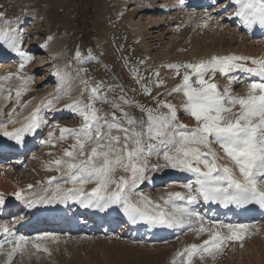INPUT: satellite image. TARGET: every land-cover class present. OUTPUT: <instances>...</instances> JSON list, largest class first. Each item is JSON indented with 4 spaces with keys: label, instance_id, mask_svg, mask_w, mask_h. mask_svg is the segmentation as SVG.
Returning a JSON list of instances; mask_svg holds the SVG:
<instances>
[{
    "label": "snow or ice",
    "instance_id": "snow-or-ice-1",
    "mask_svg": "<svg viewBox=\"0 0 264 264\" xmlns=\"http://www.w3.org/2000/svg\"><path fill=\"white\" fill-rule=\"evenodd\" d=\"M231 3L236 6L232 15L239 17L245 26L264 27V0H231ZM205 16L207 19L202 27H207V21L214 18L208 13ZM3 23L5 27L0 28V43L6 44L23 61L15 74L20 81L15 89L16 103L19 104V97L31 81L30 76H21L19 71L32 57L21 50L22 36L18 29L7 20ZM80 55L77 51V58ZM167 67L180 77L179 83L170 89L168 95L182 94L180 107L195 121L192 127L177 122L176 105L167 100H157L155 108L138 105L146 119L142 117L138 120L116 103L112 104L114 111L102 114L95 104L110 102L106 94L100 92L101 84L89 86L87 80H82L88 91L87 102L74 99L65 105L82 117V124L77 129H60L59 139L70 136L73 143L63 150L61 158L50 162L62 175L59 180L49 177L45 194L26 203L34 207L36 204L74 200L82 207H95L102 211L119 205L133 222L148 221L167 227L182 226L195 218L198 222L197 235L207 232L209 238L202 244L188 245L176 253L179 264H192L197 256L203 259L205 254L214 256L221 252L226 241H242L249 226L210 220L207 221L210 227L205 228V217L190 205L202 199L205 203H218L224 207H242L252 203L264 207V58L212 56L207 60ZM236 72L253 77L242 94H233L230 87L237 79L232 75ZM217 73L228 78L229 85L223 91L214 82ZM13 75L9 73L0 77V96L5 100L11 98L13 90L8 88V94L3 95L6 89L3 82L11 80ZM155 75L159 77L158 72ZM143 79L137 78V83ZM162 84L163 81H157V87ZM150 91L144 86L145 94H150ZM119 99L125 105L132 103L123 96ZM52 106L51 100L38 105L26 117V123L12 130L7 127V123L15 124L11 119L12 112H9L7 123L0 122V136L21 143L26 134L34 133L41 127V107ZM48 136L44 143L52 144L53 132L50 131ZM213 145L220 149L222 156ZM161 152L167 166L193 174L194 180L180 185L184 192L167 193L163 206L153 204L146 196H140L133 202L128 193L146 178L149 158ZM222 159L228 162L220 163ZM152 167L155 169L158 166ZM118 170L127 173V176L117 178L115 173ZM61 180L63 183L59 182ZM64 184L72 187L65 188ZM88 184L95 186L86 190L85 185ZM49 192L51 195H48ZM14 195L18 201L24 199L22 191H16ZM4 203L5 199L0 195V205ZM188 227L189 231L193 230L191 223ZM219 229H227V234ZM0 231L8 233L10 228L0 224ZM26 241L24 236L9 241L12 247L5 253L9 261ZM2 247L0 245V249ZM34 247L39 249V245ZM172 264H177L176 258Z\"/></svg>",
    "mask_w": 264,
    "mask_h": 264
},
{
    "label": "rangeland",
    "instance_id": "rangeland-1",
    "mask_svg": "<svg viewBox=\"0 0 264 264\" xmlns=\"http://www.w3.org/2000/svg\"><path fill=\"white\" fill-rule=\"evenodd\" d=\"M160 1L0 0V14H3L0 16V23L4 25L3 21H9L11 26L19 30L22 39L28 41L26 47H32L27 54L32 57L31 61L19 71V75L31 77L27 90L19 97L20 103H16L17 98L13 91L8 100L1 96L0 103L3 106L7 101L6 107H13V114L20 111L28 100L37 98L48 91L56 92L51 90L56 88L61 90V93L57 92L60 96L56 102L62 99L65 107L69 100L80 99L82 90L83 93L86 92L81 81L87 80L89 86L101 84L100 92L106 94L110 102L95 104L102 114L114 111L112 104L116 103L138 120L142 117L146 119L138 105L155 108L157 100H167L176 105L177 122L193 126L195 121L180 107L182 94L168 95L170 89L179 83L180 77L175 76L174 71L167 65L207 60L212 56L232 55L235 51L249 53L246 49L249 47L248 41L241 46L242 38L236 36L238 31L235 33L225 30V21L221 19L223 10L210 13L214 18L207 21V27L201 25L207 19L205 13L209 12L208 8L199 11L196 9L200 8L185 10L186 12L184 11V14L176 20L173 17L176 11L169 8L168 11H170L162 16L161 20H157L159 16L155 17L156 20L154 16H147L144 11L146 6H154ZM6 48L8 49L7 45ZM54 51L57 53L52 55ZM77 51L81 54L79 58L76 56ZM41 56H45L49 63L39 69L38 64L42 62ZM18 69L19 66H15L9 58L0 61V77L9 73L15 75ZM61 72H63L62 76L56 75ZM157 72L159 77L155 75ZM139 77L144 79L137 83ZM220 77L221 75L217 73L214 81L216 84ZM158 80L163 81L159 87H157ZM226 80L223 83L224 88L229 85V81ZM5 82L10 83L7 89L12 90L20 84L15 76ZM236 82L237 80L230 87L233 93L240 94V88L236 86ZM144 86L151 90L150 94H145ZM6 94H8L7 91ZM117 94L127 97L132 103L125 105L122 101L114 99V95ZM50 95H44L43 98ZM86 97H88L87 93ZM35 100H30L28 103ZM69 111H71L70 114ZM162 111L167 110L162 109ZM116 114L119 116L120 113L117 111ZM78 116L79 114L69 109L67 114L55 118L48 130L52 132L51 128L55 126L76 129V126L80 125ZM44 118L46 123L42 124V127L47 125L45 114ZM44 132L47 133V131ZM43 137L47 139L49 136L43 135ZM52 139L56 140V147L53 149L45 150L43 141L40 146L28 152L26 163L23 164L24 170H21V167L10 169L16 175L19 171L18 175L24 184L31 183L30 178H34L33 187L30 188L32 194L30 199L41 195L38 190L34 192L36 181L39 182L40 177L52 173L48 166L52 161L51 153H55L52 155L53 159H58L62 156L61 152H57L61 151V146L69 142L73 143L70 136L59 141L54 132ZM48 150L51 152L48 153ZM161 160H164L163 153L152 155L148 160L149 167L145 175ZM33 168L37 175L33 172ZM120 175L118 174L117 178ZM27 190L30 191L29 187ZM159 191H165L164 197L167 198V193L171 190ZM142 192L148 197L160 196L155 191L147 193L142 190ZM1 193L0 189V195ZM3 222L5 223V219ZM253 226L254 230H248L242 241H234L233 248L221 255L219 264H264V232ZM59 231L63 230L51 229L50 233L28 238L26 242H22L21 249L10 261L5 253L12 246L2 247L0 264H172L174 258L179 264V258L176 257L178 251H182L191 244H202L209 238V236L197 235L194 229L178 237L158 242H144L133 238L130 234H120L117 231L111 235L66 233L67 231L58 233ZM37 237L43 238L36 239ZM34 245H39V249ZM208 257L207 254L203 259L197 256L192 264H208Z\"/></svg>",
    "mask_w": 264,
    "mask_h": 264
},
{
    "label": "bare ground",
    "instance_id": "bare-ground-1",
    "mask_svg": "<svg viewBox=\"0 0 264 264\" xmlns=\"http://www.w3.org/2000/svg\"><path fill=\"white\" fill-rule=\"evenodd\" d=\"M171 2H172V0H161V2L158 4V6L159 7H157L156 5L155 6H150V5H147L146 6V8H145V13L147 14V16H150V17H152V16H154V15H156V17H158L159 16V18H157V19H161V17L162 16H164L165 14H168V8L170 7V5H171ZM213 2V0H196V2L195 3H191L190 5L192 6L191 8H200L202 5H206V4H208V3H212ZM184 3H186V1L184 0V1H182V5L181 6H179V7H177V9L178 10H180V11H178L177 12V14H183V12L185 11V9H184V6H183V4ZM218 9H214L213 11H217ZM199 11V10H198ZM174 17H177V15H175ZM217 21V20H216ZM226 28L228 29V25L226 26ZM235 29V30H234ZM231 32H240V31H242V33H243V35H246V36H248L247 34V31H248V29H249V27H247V26H245L244 24H242V21H240V23L236 26V28H234ZM247 30V31H246ZM237 34V33H236ZM246 36H244L245 38H242L241 40V43H242V45L241 46H244V44H245V42H247L248 41V45H249V47L248 48H246L247 49V51L249 52V54L251 55V56H253L254 54H257L256 56L257 57H259V56H262V55H264V41L263 40H260V39H256V38H254V39H248ZM6 51H7V48H6V44H3V43H0V54H4V53H6ZM42 52H43V50H41ZM41 58H42V61H45L46 60V58H45V56H41ZM46 64H48V62L47 61H45L43 64H41L42 66H44V65H46ZM246 84V83H245ZM61 93V92H60ZM51 94V95H50ZM44 95H50L49 96V98H47V99H45V98H39V99H36L35 101H31L30 103H28L27 105H26V107L22 110V112H20V113H18V114H16V115H14V116H12L11 117V119L12 120H14L15 121V124H11V123H7V122H5V121H0V122H3V123H7V127H8V129L9 130H12L14 127L15 128H17V127H20L22 124H24V123H26L27 121H26V117H28L29 115H30V113L33 111V109H35L38 105H42L44 102H47L48 100H51V101H53V106L54 105H56L57 104V102H56V99H57V97L58 96H60V95H58L57 94V91L56 92H54V91H48L47 93H45ZM52 95H53V97H52ZM3 98V97H2ZM1 100V99H0ZM3 100V99H2ZM4 102V101H3ZM52 106V107H53ZM52 107H50V108H52ZM60 106H57V107H55L54 108V110L55 109H60L59 108ZM2 108V103H0V109ZM43 109H45V107H41V109H40V116H41V118H42V124H44V123H46L45 121H46V119L44 118V113H43ZM47 110H49V108H46ZM49 112H50V110H49ZM52 112V111H51ZM58 113V112H57ZM42 124H41V127H40V129L42 128ZM45 125V124H44ZM38 131H39V128H38ZM36 132V131H35ZM45 133V132H44ZM27 135V134H26ZM25 135V136H26ZM46 153V152H45ZM44 153V154H45ZM48 154V153H47ZM39 156V155H38ZM37 156V157H38ZM41 156H43V155H41ZM45 156V155H44ZM57 156V155H56ZM58 157V156H57ZM39 158V157H38ZM37 158V159H38ZM59 158H61V157H59ZM36 159V160H37ZM41 159V158H40ZM53 159V158H52ZM35 160V159H34ZM41 161V160H40ZM35 162V161H34ZM35 163H37V162H35ZM46 163H47V161H46ZM48 163H49V161H48ZM23 164H24V158L23 157H19L18 159H15V160H12V162H10L9 164H6V165H0V189L2 190V193H1V195H3V197H4V199H5V203H7L9 200H10V198L14 195V193L16 192V191H22V195H23V197H24V199L23 200H25L26 201V198H29L30 199V196H32V194H31V190H30V188H29V190L30 191H28L27 189H28V185H32V181L34 180V178L32 177V178H30V182L31 183H27V184H24L23 183V181H22V179H20V175H18V174H20L19 173V171L17 172V175H16V173L15 174H13L12 173V170H10V169H15V168H22L21 170H24V168H23ZM34 164V163H33ZM37 164H39V163H37ZM41 164H42V162H41ZM43 164H45L44 162H43ZM50 164V163H49ZM25 165V164H24ZM47 165V164H46ZM49 167H50V169H52V170H49V171H51L52 173H54L55 174V177H57L58 178V180H59V178H60V176L62 175V173H58V172H56L55 171V169H54V165H48ZM29 167V166H28ZM30 168H31V166H30ZM37 168V167H36ZM47 168V167H46ZM42 169V168H41ZM44 169V168H43ZM42 169V170H43ZM33 170V172L35 173V175H37L36 174V170L33 168L32 169ZM40 170V169H39ZM41 170V171H42ZM14 172V171H13ZM22 172V171H21ZM25 172V171H24ZM23 173V172H22ZM43 173V172H42ZM46 173H47V171H46ZM12 174V175H11ZM38 175H40V174H38ZM37 177V176H36ZM46 180H47V178H46V176L45 177H40V181L38 182V181H36L37 182V185L40 183V182H43L44 183V187L43 188H38V187H34V192L36 191V190H38L41 194H44V189L45 188H47L48 187V184L46 183ZM29 181V180H28ZM59 182H61V183H63V181L61 180V181H59ZM32 187H33V185H32ZM32 189V188H31ZM38 192V193H39ZM50 193V192H49ZM8 194V195H7ZM40 195V194H39ZM128 195L132 198V199H134V200H138L139 199V196H138V194L137 193H134V192H129L128 193ZM34 196H35V193H34ZM138 198V199H137ZM4 203V204H5ZM153 203V202H152ZM2 205H0V207H1ZM215 215H213L212 216V218H210V220H215V218H213ZM19 217H23V211H21L20 212V215H19ZM225 219H228V218H225ZM4 221V219H0V223L1 224H3V225H6V226H8L9 224L7 223V222H3ZM19 224L20 223H18V222H14L13 223V229H15L16 230V227H18L19 226ZM185 224H186V222H185ZM185 224L184 225H182V226H177V229H182L183 228V226H185ZM206 224H208L207 222H206ZM253 225H255L256 226V228H258V229H261V231L262 232H264V220L262 221V220H258V219H254L253 220ZM37 229L36 230H38V229H49L50 228V226H48V225H40V226H37L36 227ZM52 229H54V230H63V231H67L68 233H77V232H84V231H82L81 229H79V228H77L76 226H73V225H71L70 227H67V226H65L64 224H60V225H57V227H53ZM34 229L33 228H27V229H20V230H16V232H18L19 234H21V235H26L28 232H31V231H33ZM102 231V230H101ZM54 232V231H53ZM60 232V231H59ZM103 233H106V232H104V231H102ZM126 231H125V228H124V226H122V229L121 230H119V233H125ZM38 236V235H37ZM132 237L133 238H138V239H140V240H143V241H147V242H153V240H155V239H158V236H155L154 238H149V236L148 237H142L140 234H136V233H134V234H132ZM2 258V257H1ZM8 263V262H7Z\"/></svg>",
    "mask_w": 264,
    "mask_h": 264
}]
</instances>
